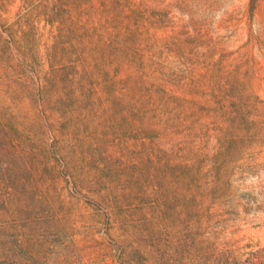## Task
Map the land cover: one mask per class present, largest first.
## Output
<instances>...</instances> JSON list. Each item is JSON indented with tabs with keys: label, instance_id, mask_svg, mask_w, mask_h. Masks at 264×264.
<instances>
[{
	"label": "rangeland",
	"instance_id": "1",
	"mask_svg": "<svg viewBox=\"0 0 264 264\" xmlns=\"http://www.w3.org/2000/svg\"><path fill=\"white\" fill-rule=\"evenodd\" d=\"M0 264H264V0H0Z\"/></svg>",
	"mask_w": 264,
	"mask_h": 264
}]
</instances>
